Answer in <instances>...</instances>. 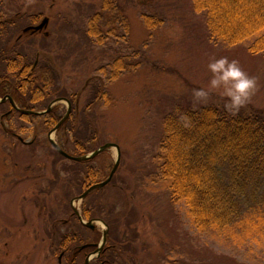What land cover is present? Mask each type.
Here are the masks:
<instances>
[{
	"label": "rangeland",
	"instance_id": "1",
	"mask_svg": "<svg viewBox=\"0 0 264 264\" xmlns=\"http://www.w3.org/2000/svg\"><path fill=\"white\" fill-rule=\"evenodd\" d=\"M0 8L4 23L0 51L6 52L7 59L0 62V76L10 73L9 62L15 57L22 61L25 54L32 63L38 51L45 52L58 63L62 83L58 86L55 81V88L69 99L75 95L73 109L80 114L97 85L106 94L83 119L94 115V148L116 144L121 165L109 189L94 190L85 201H74L73 207L81 213L85 204H95V212L106 219L110 211L113 217L108 220L116 225L111 233L124 264H264V223L251 236L232 241L211 231L201 232L185 203L172 201L168 181L158 171L163 118L176 105L225 104L219 91L207 103L194 100L193 89L208 87L210 59L238 60L249 75L257 77L259 87L249 104L264 109V59L248 52V41L232 47L210 41L205 18L194 12L191 0H6ZM38 14L50 19L49 36H32L37 45L25 48L32 38L20 34ZM92 18L96 21L91 26L106 39L102 45L82 48L74 28H87ZM116 61L122 69L114 78L110 66ZM25 88L14 92L23 94L26 107L32 110H44L58 97L53 94L44 101L33 94L31 100ZM52 106L60 116L68 109L65 101ZM9 109L8 103L0 105V264H67L69 254L58 261L62 236L86 235L74 217L69 219V204L79 195L77 191L71 195L72 163L45 146L50 130L44 128L47 117L33 120L15 113L4 118ZM6 126L25 142L34 141L33 153L6 134ZM84 127L77 118L76 128ZM66 135L69 142H76L78 133L67 129L56 131L51 139L73 149L65 143ZM115 160L112 148L89 166L102 181ZM62 184L68 186L62 188ZM93 224L102 236L104 224ZM116 261L121 264L119 257Z\"/></svg>",
	"mask_w": 264,
	"mask_h": 264
},
{
	"label": "trees",
	"instance_id": "2",
	"mask_svg": "<svg viewBox=\"0 0 264 264\" xmlns=\"http://www.w3.org/2000/svg\"><path fill=\"white\" fill-rule=\"evenodd\" d=\"M5 1L0 0V4ZM191 3L194 12L203 14L210 41L231 47L248 41L246 45L248 52L260 54L264 59V0H191ZM41 17L42 14H38L27 26L36 23ZM94 21L96 19L92 18L87 28H81L79 25L74 28L82 48L102 45L106 39V37L100 38V32L95 30V26H91ZM3 24L0 21L1 27ZM31 38L32 45L28 43L25 48L37 45L38 41L32 36ZM41 49L44 48L41 46ZM5 53L0 51V62L2 59L7 61L4 57ZM24 56L21 57L24 59L22 61H18L17 57L10 60V73L0 76V97L9 95L14 101L16 100L20 109L31 110L26 107L23 94L20 96L14 92L21 86H26L25 90L31 100L33 94L34 98L39 97L44 101H49L53 94L58 97L65 96L64 98L71 103V114L57 131L65 132L67 129L77 132L78 135L77 138L75 137L76 142H69L67 135L63 138L65 143H71L73 149H66L64 144L57 145L67 154L76 157L95 151L101 146L94 148L97 142L95 117L93 115L91 120L83 118H87L93 112V105L106 96L103 88L97 85L91 101L85 105L84 111L80 114L75 107L73 109L75 95L69 99L60 89L55 87L52 89V81L49 82V90H44L41 94L37 89L42 83L38 70L29 72L34 61L28 63V57L25 54ZM110 67L114 73L113 77L116 78L117 73L122 69L121 63L116 61ZM25 76L31 79L29 84H21ZM55 81L60 86L61 79L56 78ZM50 111L44 128L51 130L63 116L57 115L54 108ZM16 114L22 118L33 120L38 118L17 112ZM77 118H80L81 124L85 126L83 129L76 128ZM0 125L3 128V124ZM6 127L3 129L6 134L15 138L21 145L30 148L33 153L34 143H24L22 138L14 133L13 128ZM44 142L55 156L65 160L50 146L47 138ZM159 149L158 171L162 179L168 181L171 199L173 202L181 200L185 203L189 216L199 231H211L229 241L244 239L253 232H258L264 223V109L248 104L234 115L225 110L224 104L210 103L197 108L176 105L174 110L163 118ZM96 158L80 163L71 162L73 166L71 183L74 182L79 195L90 186L101 182L94 167L89 166ZM79 174L82 176L79 177ZM113 180L114 177L104 188L109 189ZM67 186V184L61 185L62 188ZM87 198L88 196L85 199ZM109 213L107 217L111 219L109 217L113 216ZM81 216L87 221L101 220L108 228L103 252L89 264H118L116 261L118 257L121 264H124V257L121 260L119 252L121 248H118V242L111 233L116 229V225L112 226L106 216L96 213L95 204H85ZM73 219H76L79 227L86 232L85 238L74 233L63 235L58 249L69 254L67 258L69 261L71 257V264H84L87 253L93 248H82V246L96 244L101 238V233L97 230L85 229L78 218ZM89 235L92 237L88 238ZM65 242H67L66 246Z\"/></svg>",
	"mask_w": 264,
	"mask_h": 264
},
{
	"label": "clouds",
	"instance_id": "3",
	"mask_svg": "<svg viewBox=\"0 0 264 264\" xmlns=\"http://www.w3.org/2000/svg\"><path fill=\"white\" fill-rule=\"evenodd\" d=\"M207 67L212 73L208 87L193 89L194 100L207 103L208 98L219 91L226 98L225 110L238 114L258 89L257 77L249 75L238 60H229L228 57L212 58Z\"/></svg>",
	"mask_w": 264,
	"mask_h": 264
},
{
	"label": "water",
	"instance_id": "4",
	"mask_svg": "<svg viewBox=\"0 0 264 264\" xmlns=\"http://www.w3.org/2000/svg\"><path fill=\"white\" fill-rule=\"evenodd\" d=\"M47 24H48V19L47 18H44L39 25L25 28L23 30V33H31V34H34V33L40 32V31H42L43 29H45L47 27ZM6 100H9V103H10V105H11V107H12V109L14 111L19 112L22 115H27V116L28 115H35V116L43 115V114L49 112L50 111V108H51V105H50L48 107V109L46 111H43V112H36V111H30V110H22V109L18 108L14 104L13 100L9 96H6L3 99H1L0 100V103H4ZM59 101H61V100L60 99L55 100L53 103H56V102H59ZM66 103L68 105V110H67L65 116L60 120V122L48 134V140H49L52 148L60 156H62L63 158H65L66 160H69L71 162L80 163V162H86L88 160H92L95 157H97L98 155H100L101 153H103V152H105V151H107L109 149H112L113 148V149L116 150V160H115V162L113 164V167H112L110 173L108 174L107 178L104 181L100 182V183H97V184H94V185L90 186L81 195L73 198V200L71 201V208H72L73 212L77 215V217L79 218V220L81 221V216L77 213V210L73 207V202L74 201H82L92 191L97 190V189H102L103 187H105L106 185L109 184V182L111 181L112 177L114 176V174L116 173V171H117V169L119 167L121 153H120V148L116 144H114V143H106V144L102 145L101 147H99L98 149H96L95 151H93L92 153H90L88 155L76 157V156H71V155L67 154L55 142H53V140L51 139V135L53 133H55L59 129V127L67 120V118L69 116L71 107H70V104L68 102H66ZM93 221H95V220H91V221H89L87 223L81 221V223L85 227H87L89 229H93L94 228ZM104 227H105V229L102 232L101 242L97 245V249H96V252L95 253H97V252L99 253L104 248V246H105V243H106V235H107L108 228H107L106 225H104ZM92 256L93 255L87 257V259L85 260V264H88L89 263V260L92 258Z\"/></svg>",
	"mask_w": 264,
	"mask_h": 264
},
{
	"label": "flooded vegetation",
	"instance_id": "5",
	"mask_svg": "<svg viewBox=\"0 0 264 264\" xmlns=\"http://www.w3.org/2000/svg\"><path fill=\"white\" fill-rule=\"evenodd\" d=\"M44 19V15H42V17L39 19V20H37L36 21V23H33V24H31V25H29V26H36V25H39L40 23H41V21ZM49 23H50V19L48 18V24H47V27L45 28V29H43L42 31H40V32H37V33H35V34H30V33H27V34H23V33H21L20 34V36H21V38H23V37H31V36H33V37H36V36H44L45 38H47L49 35H47V33H48V31H47V29H48V25H49ZM19 36V37H20ZM44 54H45V52H43ZM42 52L41 53H37L36 54V56H35V60H34V62H33V65H32V67L30 68V70H29V72L30 73H32V72H34V70H38V73H39V76H40V81L42 82L38 87H37V89L41 92V94H43V91L44 90H49V88H50V81H52V85H51V87H52V89H54V87H55V80H56V78H58V72H59V68H58V63L56 64V62H55V60H54V58H51V57H49V56H47L46 54H45V56H44V54H43ZM57 57V56H56ZM55 57V58H56ZM55 74H56V77H55ZM31 82V79L29 78V77H27V76H25L24 78H22V81H21V84H24V83H26V84H29ZM9 97H11V96H9ZM62 98H64V97H55L48 105H47V107H49L50 106V104H52L55 100H58V99H62ZM11 99H12V97H11ZM13 100V99H12ZM63 100H66L69 104H70V107H71V103L66 99V98H64ZM13 102H14V104L17 106V104H16V102L13 100ZM5 103H8V106L10 107V109L8 110V111H6V113L3 115V117H10V116H12L14 113H16V111H14L13 109H12V107H11V105H10V103H9V100L7 101H5ZM4 103V104H5ZM54 104V103H53ZM52 104V105H53ZM19 107V106H18ZM54 107L52 106V108H51V110L53 109ZM22 110H25V109H22ZM30 111H35V110H30ZM49 112H51V111H49ZM48 112V113H49ZM18 113V112H17ZM48 113L47 114H44V115H41V116H37V117H49V115H48ZM66 114V113H65ZM64 114V115H65ZM71 114V109H70V113H69V115ZM63 115V116H64ZM50 132V131H49ZM49 132H48V134H49ZM48 134H47V139H48ZM49 141V140H48ZM21 142V141H20ZM25 143V142H24ZM27 143H29V142H27ZM31 144L32 143H34V141H32V142H30ZM29 143V144H30ZM50 143V142H49ZM50 146H51V144H50ZM52 147V146H51ZM72 181H73V179H72ZM76 187H75V184H74V182H72L71 183V195H74V192L76 191V189H75ZM73 198H75V196L73 197ZM69 206H70V204H69ZM70 210H71V207H70ZM77 213L78 214H80L78 211H77ZM73 217H76V218H78L77 216H76V214H74L73 213V211H72V213L70 212V216H69V219L71 220V218H73ZM80 222V221H79ZM88 229V228H87ZM89 230H97L96 229V227H94L93 229H89ZM100 243V242H99ZM99 243H96V244H89V245H84V246H82V248H85V247H92L93 248V250L92 251H90L89 253H87V255H86V258H85V260L87 259V257L88 256H91V255H94L93 256V258L92 259H95V258H98L100 255H101V253L103 252V250H104V248L98 253H95L96 252V249H97V245L99 244ZM106 245V244H105ZM105 247V246H104ZM66 257V252L65 251H62L61 253H60V255H59V257H58V261H59V263H61L62 262V259H64ZM92 259H90L89 260V263L91 262V260ZM71 257H70V260L68 261V263L67 264H71ZM88 263V264H89ZM84 264H85V262H84ZM101 264H103V263H101Z\"/></svg>",
	"mask_w": 264,
	"mask_h": 264
},
{
	"label": "bare ground",
	"instance_id": "6",
	"mask_svg": "<svg viewBox=\"0 0 264 264\" xmlns=\"http://www.w3.org/2000/svg\"><path fill=\"white\" fill-rule=\"evenodd\" d=\"M18 107V106H17ZM19 108V107H18ZM19 113V112H18Z\"/></svg>",
	"mask_w": 264,
	"mask_h": 264
}]
</instances>
